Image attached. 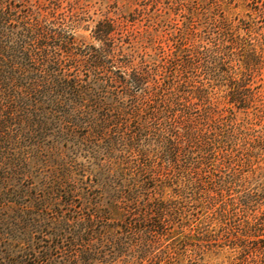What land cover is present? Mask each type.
I'll return each mask as SVG.
<instances>
[{"label": "trees", "instance_id": "1", "mask_svg": "<svg viewBox=\"0 0 264 264\" xmlns=\"http://www.w3.org/2000/svg\"><path fill=\"white\" fill-rule=\"evenodd\" d=\"M259 3L0 0V264H264Z\"/></svg>", "mask_w": 264, "mask_h": 264}, {"label": "rangeland", "instance_id": "2", "mask_svg": "<svg viewBox=\"0 0 264 264\" xmlns=\"http://www.w3.org/2000/svg\"><path fill=\"white\" fill-rule=\"evenodd\" d=\"M226 2L230 3L231 8H234L233 13L235 12L236 14H240V17H244L250 11L254 12L261 0H226ZM260 23H263V19H260ZM80 39L86 42H91L92 40L90 32H80Z\"/></svg>", "mask_w": 264, "mask_h": 264}]
</instances>
